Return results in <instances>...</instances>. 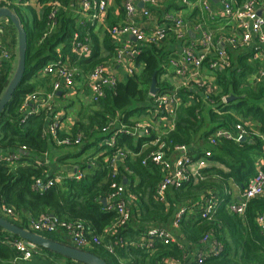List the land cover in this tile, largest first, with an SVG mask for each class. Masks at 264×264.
<instances>
[{
  "label": "trees",
  "instance_id": "obj_1",
  "mask_svg": "<svg viewBox=\"0 0 264 264\" xmlns=\"http://www.w3.org/2000/svg\"><path fill=\"white\" fill-rule=\"evenodd\" d=\"M74 1L40 0V11L35 8L12 7L27 33L28 49L25 76L0 117V151L20 153L22 159L16 169L8 163H0V216L28 230L29 218L39 219L45 215H54L63 221H85L93 234L101 238V244L84 250L100 257L107 264H166L168 260L185 262L188 254L193 252V247L199 246L207 235L222 246V251L218 255L205 256L203 264H264V233L257 224V218L264 216V195L249 203L244 217L228 210V204L232 201L230 184L234 183L243 191L256 177V162L264 154V142L255 137L249 142L237 143L221 139L215 146L210 144V137L217 130L231 129L248 120L258 123L260 133L264 136V84L254 85L251 82L254 68L246 63L249 56H238V65L234 62L231 68L218 73V89L209 94L208 98L204 94L205 90L197 94L188 89L183 90L180 94L182 105L172 131L161 134L152 132L147 137L127 134L118 136V147L127 152L126 158L120 163L118 180L122 182L127 179V190L134 199L129 204L131 218L116 235L106 233L118 215L103 204L111 189L109 163L106 159L112 156L113 150L100 146L106 138L102 129L115 119L127 126L134 125L132 120L135 115L146 112L145 105L151 99L150 89L154 76L157 78L158 89L167 88L159 82L171 60V53L166 49L164 41L142 47L135 60L139 71L119 81L115 88L107 90L106 96L98 103H91L90 107L80 111L73 134H83L84 142L79 147H70L76 148V151L69 152L62 159H79L92 149L91 158L81 162L76 160L72 164L84 173V178L80 181L63 179L60 184L43 193L32 190L35 179L47 174L43 167L35 165V161L46 152L59 149L51 139L43 137L44 113L33 117L25 125L21 124L20 107L26 96L37 92L41 85L47 87L51 83L49 78L39 79V72L55 58L58 47L64 46V53L69 52L75 33L88 39L92 48L90 58H72L80 70L79 81L85 82L97 66L110 63L101 53V47L93 34L94 26L85 19H81L80 23L78 17L65 11L64 8H69ZM234 1L236 6H240L246 0ZM55 2L61 7L54 28H51L50 15L53 8L49 4ZM30 18L32 24L29 23ZM115 24L111 22L110 29ZM8 25L7 33H4L1 41L13 50V57L10 62L0 66V99L14 75L17 62L18 34L11 22ZM107 34L108 31L104 46L111 57L115 47L111 45L110 35ZM47 90L51 92L52 84ZM231 97V102H224ZM159 137L170 147H197L198 153L193 152L192 156L203 151L200 143L210 145L213 152L210 165L203 170V179L191 180L178 189L169 188L164 202L156 198L157 188L163 180L161 169L151 161L146 166L142 163L157 149L154 143ZM101 152L103 154L99 156ZM217 165L224 166L227 171ZM209 197L219 204L211 220L202 219L199 212L202 200ZM4 207L13 208L15 216L2 215ZM181 208L189 211L179 226L174 227L173 221ZM151 227L169 229L177 235L176 243L165 245L155 240L151 248L143 245L142 238H146ZM40 234L54 242L73 247L62 231ZM16 240L19 238L0 228V264H63L62 259L67 264H78L45 249H40L29 261H23L13 246ZM181 240L189 244L192 251H187L185 245L181 247ZM106 246L113 247L114 252L109 253Z\"/></svg>",
  "mask_w": 264,
  "mask_h": 264
},
{
  "label": "built area",
  "instance_id": "obj_2",
  "mask_svg": "<svg viewBox=\"0 0 264 264\" xmlns=\"http://www.w3.org/2000/svg\"><path fill=\"white\" fill-rule=\"evenodd\" d=\"M110 0H81L80 14L87 23L94 26L104 19L108 12ZM224 10V16L230 24H234L229 34H218L214 31H207L201 38L200 43H194L189 39V31L186 23L181 17L166 15L167 24L158 27L147 33L138 28L135 24L137 14V5L142 3L148 8L142 10L144 16L149 15L151 7H155L156 0H125L124 10L126 13L125 23L121 26H115L110 30L114 36L131 35L140 44L133 45L131 42L125 47L119 49L116 54V63L125 65L127 75L137 73L135 64L136 57L139 55L141 48L146 46L157 45L166 41L170 35L174 36L177 42L183 43L182 55L178 58L170 60V66L174 68L177 76L186 79H192L197 75L198 71L205 66L213 72L231 68L232 51H244L251 49L254 53V60L264 58V15L260 14V0H246L242 5L236 6L234 0H219ZM202 10L213 15L210 9L211 0H197ZM0 8H28L27 0H0ZM53 11L50 15L51 28L56 23V15L61 7L57 2L51 3ZM13 10V9H12ZM8 19L0 21V66L8 63L12 59L10 51L2 43L1 37L6 31L9 24ZM234 30V32H233ZM46 37V36H45ZM92 54V50L88 39H83L79 33L73 35L70 49L68 53H64L63 49H58L55 58L50 61L39 74L50 76L53 78L52 91L47 97H41L38 93L27 95L21 107V124L25 125L33 117L45 113L47 125L43 130V137H48L58 148L79 147L83 144L85 136L83 134L65 135L62 131L63 114L61 112L52 114L51 103L57 93L63 90H71L75 87L80 76V70L74 65L73 57L78 60L88 59ZM211 58V59H209ZM254 81L264 84V70L258 71L254 75ZM193 80V79H192ZM189 81V84L192 83ZM119 82L118 77L111 71L108 64L97 66L87 77V86L90 92V102L98 103L106 96V91L116 87ZM213 89H206V96L211 94ZM151 99L147 102L146 111H150L152 120L137 121L132 126L123 124L120 120L115 119L106 125L102 132L105 139L100 146H105L113 150L111 157L106 161L109 163V171L111 178V189L106 199V207L110 211L117 213L116 222L107 230L108 235H116L118 230L122 229L131 218L129 208L130 200L134 197L130 195L126 186H123L117 180L120 176V163L126 158L127 152L120 149L117 144L119 135L127 134L132 137L150 136L156 130L155 125L158 120L169 123L170 128L166 132H170L175 127V120L178 111L182 105V99L179 96L178 89H158L155 95H150ZM224 102L227 103L226 100ZM49 115V118L47 117ZM250 134L245 124L238 123L231 129H219L210 137V144L217 145L221 139L233 140L240 143ZM259 137V135H258ZM263 139L264 137L260 136ZM153 150L145 159L143 165H147L151 161L158 166L163 173V180L159 184L156 191V198L160 202L165 201L166 192L169 188H180L191 180H202L203 170L211 163L210 158L213 155L211 150H205L193 157L189 153V147L185 145L168 146L159 137L156 139ZM26 147L23 148V151ZM133 155V154H132ZM22 159L20 153L1 152L0 163H8L9 166L16 169ZM37 167H44L42 161L35 162ZM67 178L80 181L84 178V173L77 170L75 174H71ZM64 177L56 175L50 176L46 174L44 177L35 179L32 190L36 193H43L52 187L60 184ZM264 195V166L260 168L254 179L250 181L247 188L244 189L240 198L228 204V210L239 217H244L249 203ZM201 218L211 220L218 208V202L213 198H205L201 202ZM3 211L8 217H14L15 212L11 207H4ZM189 211L187 208H181L174 221L173 226L178 227L183 216ZM29 230L40 233H55L62 231L65 233L69 242L76 248L86 249L92 245L101 244V238L93 234L91 227L85 221H63L54 215H45L39 219L29 218ZM257 224L264 233V216L257 218ZM209 235L205 236L203 241L207 240ZM155 240H160L165 245L176 243V237L164 227H151L146 234V238H142L143 245L148 248L153 246ZM14 248L21 254V260L29 261L38 251L19 239L14 241ZM182 247V245H180ZM109 253H113V247L106 246ZM222 251V246L215 242L213 249L208 251V255H218ZM207 252L197 253L196 258L190 264H203ZM166 264H185L178 260H168Z\"/></svg>",
  "mask_w": 264,
  "mask_h": 264
},
{
  "label": "crops",
  "instance_id": "obj_3",
  "mask_svg": "<svg viewBox=\"0 0 264 264\" xmlns=\"http://www.w3.org/2000/svg\"><path fill=\"white\" fill-rule=\"evenodd\" d=\"M39 1L40 0H34V1L29 0L28 8H35L37 11H40L42 9V5L39 3ZM80 1L81 0H75L74 2H71L69 8L68 7L64 8V6L62 7L65 9V11L68 14H71L73 17H78L81 23V19L83 20L84 18L80 14ZM124 1L125 0H110L109 1L108 12L106 16H104V19L102 21H99L96 25H94V33H93L95 35L96 41H98L101 47V53L103 54V57L109 60L110 63H108V65L111 67V71L117 75L119 81H123L128 75L126 72L125 65L124 64L119 65L116 63L117 51L125 47V45L128 44L127 42H131L133 45H138V46L140 45L136 41V39L131 35L114 36L110 33L111 29L109 25L111 22H116V24L113 25L112 27L121 26L125 23L126 13L124 10ZM156 1H157L156 6L153 8L151 7L150 13L147 16H144L142 14V10L144 8H148V6H145V5L143 6L141 5V3L137 5V14L135 17V24L138 28H140L144 32L149 33L155 30L156 28L164 26V24H167L166 19H165L166 15H173V16L181 17L188 27L189 39L192 40L194 43H200L202 36L207 31H214V32H217L218 34H229L231 33L232 28H235L234 24H230L229 21L225 18L224 10L219 0L217 3L211 0L210 9L213 12L212 16L202 10V7L197 2V0H156ZM260 10H261L260 14L264 15V0H260ZM30 20L31 18L29 19V23L32 24ZM8 26L6 27L5 34L7 33ZM107 31H108V34L110 35L111 45L113 44L112 46L115 47L114 49L115 52L113 56L111 57H109V53L106 51L105 46H104V38L106 37ZM164 45L166 49L170 51L171 59L178 58L182 55L183 43L177 42L174 36L170 35L168 39L164 41ZM63 48L64 46L62 47L60 46L56 49V51L58 49H63ZM8 50L13 56V50L12 51L10 49ZM232 52H233L232 54L234 55L230 54L231 67L234 62L238 65V62H237L238 56L240 55L249 56L246 63L250 64L254 68L251 82L254 85H261L260 83H257L256 81H254L253 78H254V75L258 71L264 70V58L261 57V59L254 60L253 59L254 53L250 48L244 51H232ZM16 65H17V62H16ZM137 71H139V69ZM219 72H223V70L213 72V71H210L205 66L203 69L198 71L197 75L192 78L193 80L190 78L186 79V78H181L177 76L174 72V68L170 66V62H169L168 68L165 71V73L162 74L159 82L161 85L167 87L168 89H178L179 96L181 92L183 90L185 91L186 89H188L193 94H197L198 91L203 93V90H205L204 94H206V89H213L214 90L213 92L217 91L218 89L217 82H218ZM38 78L39 79L49 78L51 83L47 87H51V84L53 87L52 77L43 76L41 74H38ZM190 80H192V84L191 83L189 84ZM47 87L41 85L38 88L37 92L35 93H38L41 97H47V95L51 93V92H48ZM58 93H62V94L59 95ZM58 93L51 103L52 114L53 112L54 113L61 112L63 114V120H62L63 134L74 135L73 130H74L75 123H76V120L78 119L80 111H83L87 107L91 106L90 96H89L90 92L87 86V80L85 82L83 80L82 81L78 80L75 87L72 88L71 90H63ZM86 101L88 105H85L84 102ZM77 105L80 106V110L75 112L76 115H74V111H75L74 107H76ZM147 105L148 104L146 103L145 107H147ZM150 114H152L150 111H146L145 113L144 112L137 113L132 121L135 123L137 121L152 120L153 118H150ZM47 117L49 118V115ZM242 123L245 124L247 129L250 131L249 136L245 138L244 140L245 142H249L250 140H253V138L255 137H257L258 139H261V141L264 142L263 139L260 138V136L262 137L264 136L260 133V125L258 123H255L252 120L244 121ZM45 125H47L46 120H45ZM169 128H170L169 123H167L166 121L158 120V122L155 125L156 130H154L153 132H156L157 134H161V132H165ZM199 145L203 148V151L210 150L211 148L210 145H205V143L204 144L200 143ZM262 148H263V153H264V143L262 144ZM72 149L73 148H59L54 151H48L43 155L41 159H38L37 161L40 160L44 163L43 168L46 170L47 174H49L50 176L59 175V176L64 177V180H65L67 179L68 176H70L71 174H75L76 171L79 170L77 166L72 165L74 162H76V160L81 162L83 160H86L87 158H91L93 154V151L90 150L86 154L82 155V157L79 159H73V160L68 159V158L62 159L69 152L76 151ZM62 151H65V153L62 154ZM196 151H199L197 147L189 146V153L191 156L193 152L198 153ZM102 154L103 152H101L99 156H101ZM193 157H197V156H193ZM263 166H264V154L263 156L259 157L256 162L257 172ZM217 167L222 170L227 171V169L224 166L217 165ZM117 181L121 183L123 186L127 187V183H128L127 179H123L122 182L119 180ZM230 189L232 190V201L231 202L238 200L240 198V194L242 191L238 189V187L235 186L234 183L230 184ZM201 210H202V207L199 208L200 213H201ZM172 234L177 239V235H175L174 233ZM66 239L68 240V238ZM215 242L216 241L213 239V237L209 236L207 240L202 241L199 246H197L196 248L193 247L194 250L193 252H190L188 254V257H187L188 260L185 261V264H190V262L193 260V257L197 253L207 252V255H208V251L213 249ZM179 243L182 246L185 245L187 251H192V247L189 244H187L185 241L181 240L179 241ZM61 263L67 264V261L62 259Z\"/></svg>",
  "mask_w": 264,
  "mask_h": 264
},
{
  "label": "water",
  "instance_id": "obj_4",
  "mask_svg": "<svg viewBox=\"0 0 264 264\" xmlns=\"http://www.w3.org/2000/svg\"><path fill=\"white\" fill-rule=\"evenodd\" d=\"M218 2V0H213ZM144 6V4L141 3ZM8 19L15 27L18 34V50H17V65L13 77L11 78L6 90L0 99V117L7 105L11 102L14 93L21 84L26 72V58L28 49L27 33L18 14L9 8H0V21ZM158 90L157 78L153 77L150 95H155ZM61 95L62 93H58ZM233 97L227 100L231 102ZM106 199L103 204L106 207ZM0 228L12 236L23 240L26 244L34 247L37 251L40 249L48 250L52 253L62 256L78 264H107L100 257L90 253L89 251L72 247L69 245L54 242L41 234L34 233L28 229L21 228L7 219L0 216Z\"/></svg>",
  "mask_w": 264,
  "mask_h": 264
},
{
  "label": "rangeland",
  "instance_id": "obj_5",
  "mask_svg": "<svg viewBox=\"0 0 264 264\" xmlns=\"http://www.w3.org/2000/svg\"><path fill=\"white\" fill-rule=\"evenodd\" d=\"M34 1V0H33ZM30 22L32 23V19L30 20ZM86 100H88V99H86ZM85 103V105H88L87 104V101L86 102H84ZM74 109H75V111H74V115H76V113L75 112H77V111H79L80 110V106L79 105H77L76 107H74ZM76 117V116H75ZM74 149H76V148H74ZM74 149H72V150H74ZM62 150H64V149H62ZM90 150H92V149H90ZM79 151V150H78ZM93 151V150H92ZM65 153V151H62V154H64ZM2 215H4V216H7L6 215V213L2 210V213H1Z\"/></svg>",
  "mask_w": 264,
  "mask_h": 264
}]
</instances>
